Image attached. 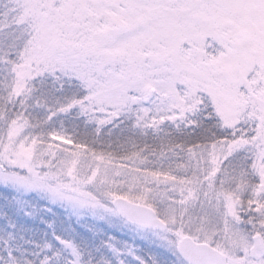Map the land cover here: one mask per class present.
I'll list each match as a JSON object with an SVG mask.
<instances>
[{
    "label": "snow or ice",
    "instance_id": "snow-or-ice-1",
    "mask_svg": "<svg viewBox=\"0 0 264 264\" xmlns=\"http://www.w3.org/2000/svg\"><path fill=\"white\" fill-rule=\"evenodd\" d=\"M0 264H264V0H0Z\"/></svg>",
    "mask_w": 264,
    "mask_h": 264
}]
</instances>
